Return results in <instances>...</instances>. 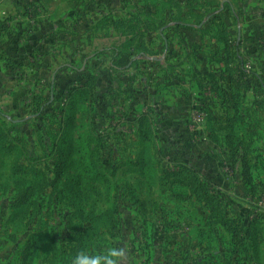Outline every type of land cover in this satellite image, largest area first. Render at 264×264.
<instances>
[{
	"label": "rangeland",
	"instance_id": "obj_1",
	"mask_svg": "<svg viewBox=\"0 0 264 264\" xmlns=\"http://www.w3.org/2000/svg\"><path fill=\"white\" fill-rule=\"evenodd\" d=\"M21 27L17 25L16 31ZM167 35L171 48H176L170 54L163 49V42L152 40L151 45L154 50L161 49L160 57L169 58L166 67L171 65V81L158 76L152 65L143 79L154 89L143 85L141 71L137 77L130 76L132 83L122 77L110 81L109 94L114 101L94 122L95 130L106 137L104 143L94 140L92 144L99 172L95 181L81 177L77 157L70 151H40V125L45 131L55 127L60 115L53 118L51 112L60 107L61 97L56 106L48 108V115L32 120L31 126H20L26 132L19 137L33 161L38 158L41 162L19 169L23 162L17 160V151L0 155V264H70L76 250L99 251L106 244L124 249L120 264H251L241 258L243 250L236 246L238 240L234 242L231 232L238 221L236 209L212 214L204 198L196 194L206 189L171 163L175 151L185 146L192 149L201 139L206 112L189 96L194 92L189 88L186 53L178 60L183 62L172 60L179 56L175 53L182 38L172 32ZM182 63L184 68L179 67ZM83 78L62 69L56 92ZM145 111L150 113L154 129L160 123L165 135L159 133L156 139L144 136L146 128L139 130L137 118ZM80 118L87 122L85 115ZM64 139L57 143L63 144ZM177 142H182V149H177ZM141 153L152 159L155 169L146 182L143 174L150 176L152 168L144 172L134 164ZM63 162L68 168L60 179ZM202 162L203 172L214 179L227 173L207 157ZM181 172L185 181L176 177ZM213 186L222 206L221 185ZM75 196L85 204L79 206Z\"/></svg>",
	"mask_w": 264,
	"mask_h": 264
},
{
	"label": "crops",
	"instance_id": "obj_2",
	"mask_svg": "<svg viewBox=\"0 0 264 264\" xmlns=\"http://www.w3.org/2000/svg\"><path fill=\"white\" fill-rule=\"evenodd\" d=\"M136 1L0 0V15L9 16L13 28L22 26L20 45L27 47L15 57L4 54L0 58V115L7 119L8 126L17 125L11 135L29 152L19 136L26 132L20 128L24 122L31 126L32 120L40 118L32 114L33 97L42 96L56 106L57 100L79 83L77 80L65 91L56 92L62 69L84 78L91 73L98 78L102 91L110 90V81L116 78L132 83L130 76L137 77L140 71L141 79L147 78L146 68L151 65L158 76H165L169 82L173 77L168 72L171 65L166 67L169 58L160 57L161 49L154 50L151 42H163V49L170 54L176 48H171L167 34L180 36L182 42L175 53L179 56L173 57L172 52V60L183 62L178 60L186 53L189 88L194 92L189 96L202 104L206 123L209 115L210 124L206 129L205 123L199 132L197 146H185L175 153L186 155L198 167L207 157L221 172L227 170L215 179L209 175L212 184L221 185V208L225 212L236 209L238 222L244 228L246 249L241 258L251 264H264V0H177V6L172 8H167L164 0ZM117 21H124L125 26H118ZM133 25H137L135 32ZM132 34L140 37V60L125 70L112 69L114 49ZM30 41L31 46L36 45L33 49ZM179 67L184 68V63ZM106 78L108 85L104 83ZM144 79L143 85L150 90L151 83ZM54 111L53 118L59 116V109ZM142 114L150 115L148 111ZM56 125L46 131L56 134L60 127ZM232 126L240 128L238 136L248 145V152L240 149L235 159L226 141ZM160 128L159 133L165 135ZM209 136H217L219 142ZM181 144L176 143L177 149H182ZM39 146L40 151L45 150V143ZM246 160L251 166L250 183L243 176Z\"/></svg>",
	"mask_w": 264,
	"mask_h": 264
},
{
	"label": "trees",
	"instance_id": "obj_3",
	"mask_svg": "<svg viewBox=\"0 0 264 264\" xmlns=\"http://www.w3.org/2000/svg\"><path fill=\"white\" fill-rule=\"evenodd\" d=\"M164 2L167 8L177 6V0H164ZM29 10L30 14L33 13V6ZM10 19L11 18L6 15L0 17V58L4 54H8L10 57H15L27 50V47H22L20 45L22 39V29L18 28L16 31V29L9 23ZM116 24L118 26L120 25V27L125 26L124 21H117ZM136 26L137 25L132 26V29L134 30L133 32L137 31ZM30 44L31 41L29 42V45ZM33 48L34 47H32V49ZM142 52L143 49L140 46L139 35L132 34L131 38H128L120 47L114 49L112 69L125 70L134 66L140 60ZM104 72L110 75L109 70H105ZM113 99L114 96L109 94L108 89H105L104 91L101 90L98 78L91 73H88L83 80L79 81L77 86H71L67 92L63 94L60 101H58L61 103L58 108L60 115L59 131L56 132V134H51L50 132H46L43 126L40 125V128L43 129L41 131L42 133L40 132V138L42 143H45L44 151L47 152L50 150L52 153L60 149L62 152L70 151L73 153L78 160L77 169L85 181L90 180L93 182L99 175L97 166L93 161L92 144L94 140L104 143L106 137L102 136L95 130L94 122L97 117H102L104 115L105 107L108 104L113 103ZM53 103L54 102H48V100L42 96L33 97L32 114L35 115V117H41L51 112L48 107L52 106ZM81 114L87 117L86 123H84L80 118ZM209 117L210 116L208 115L206 129H209ZM6 120L7 119L5 117H1L0 115V155L3 153L5 154L6 152L8 154L11 151L12 153L13 151H17V160H19V162L22 160L23 162L21 163V167H19V169H25L27 167L32 168V165L40 163L41 160L38 158L33 161L32 155L27 150H23L20 140L11 135V131L16 129L17 125L13 124L10 127L7 125ZM24 124H27V121L24 122ZM137 124L140 131L146 128L144 136H147L150 139L158 138V134L161 131V128L159 127L160 123L155 127L156 129H154V124L150 115H139L137 118ZM239 131L240 128L232 126L229 134L226 135V141L233 159H235L238 155V151L240 149L248 152V145H245L242 139L238 136ZM63 138H65V142L63 144L57 143V140H62ZM210 138L219 142V138L217 136ZM175 154H180V156H176L177 158L173 157L171 162L179 164V167L183 169L182 171H184V174L188 173L194 176L191 177L193 178L192 181L194 180L200 182L199 185L206 190L204 193L197 190L196 194L198 197L204 198L212 214L215 212L219 213L222 208L218 204L216 196L211 190L214 186L210 180V176L204 173L201 167H198L194 162H191L186 155L181 156V152H177ZM134 164H136L137 167H140L141 170H145L144 172L148 169L151 170L152 168V171L148 172L151 173L150 176L149 174H143L142 178L145 182L148 181L149 178L153 177L155 169L151 158L148 157L147 159V156L141 153ZM65 165V162H63L64 168H62L59 172L60 179H63L67 171L68 167ZM250 171L251 166L246 160L243 165V176L246 183H250L251 181ZM182 173L183 172H181L180 175L177 174L176 177L180 179L182 178V180L185 181ZM75 201L78 202L79 206H83L85 204L84 199H78L77 196H75ZM243 229L242 224L237 221L233 230H231L234 242L238 240L236 241V246L240 245L242 250L246 249V241L242 235Z\"/></svg>",
	"mask_w": 264,
	"mask_h": 264
},
{
	"label": "clouds",
	"instance_id": "obj_4",
	"mask_svg": "<svg viewBox=\"0 0 264 264\" xmlns=\"http://www.w3.org/2000/svg\"><path fill=\"white\" fill-rule=\"evenodd\" d=\"M124 255V249L107 244L99 251L81 248L72 255L70 264H120Z\"/></svg>",
	"mask_w": 264,
	"mask_h": 264
},
{
	"label": "built area",
	"instance_id": "obj_5",
	"mask_svg": "<svg viewBox=\"0 0 264 264\" xmlns=\"http://www.w3.org/2000/svg\"><path fill=\"white\" fill-rule=\"evenodd\" d=\"M5 14L3 13L2 15H0V17H3Z\"/></svg>",
	"mask_w": 264,
	"mask_h": 264
}]
</instances>
